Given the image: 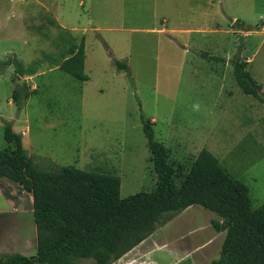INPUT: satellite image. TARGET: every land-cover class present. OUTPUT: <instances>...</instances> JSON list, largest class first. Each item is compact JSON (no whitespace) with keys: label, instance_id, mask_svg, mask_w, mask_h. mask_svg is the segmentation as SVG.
<instances>
[{"label":"rangeland","instance_id":"obj_1","mask_svg":"<svg viewBox=\"0 0 264 264\" xmlns=\"http://www.w3.org/2000/svg\"><path fill=\"white\" fill-rule=\"evenodd\" d=\"M55 1L0 0V59L15 54L30 66L45 56L58 58L71 42L79 43L81 35L64 29L57 20ZM124 1L127 12H133L125 17L126 27H151L150 0ZM79 3L59 0L58 7L75 20L88 13L87 3L83 8ZM207 11L212 13L209 7ZM213 18L219 21H211L210 28L218 35H208L209 46L216 36L220 42L200 51L231 60L240 47L264 94V21L248 19L255 26L246 28L256 30L246 32L228 18L221 21L219 14L209 19ZM260 22L263 25L255 28ZM133 39L129 51L90 43L87 82L54 67L50 60L33 77H19L12 67L0 74V149L12 147L4 139L6 121L23 135L36 163L53 161L116 175L121 179L122 198L152 192L157 176L143 133L144 114L155 124V138L169 150L177 185L200 151L208 149L249 187L253 207H260L264 203V103L241 91L231 64L208 62L196 50L179 48L173 53L168 47L158 48L152 35L133 34ZM191 41L202 47L201 40ZM111 56L127 63L133 83L113 65ZM26 87L33 94L18 108L12 93L15 89L23 93ZM188 210L183 217L186 230L197 232L205 225L214 230L215 213L198 206ZM14 253L36 254L33 199L19 185L0 180V255ZM219 256L220 252L212 259Z\"/></svg>","mask_w":264,"mask_h":264},{"label":"trees","instance_id":"obj_2","mask_svg":"<svg viewBox=\"0 0 264 264\" xmlns=\"http://www.w3.org/2000/svg\"><path fill=\"white\" fill-rule=\"evenodd\" d=\"M262 25L260 22L255 28ZM252 30L256 29L245 31ZM239 49L231 60L207 52L199 56L208 62L230 63L241 91L264 103L262 85ZM111 58L133 83L127 63ZM48 60L78 81L90 80L85 72L84 37L79 43L71 42L58 58L45 56L30 66L10 54L0 59V74L12 67L19 77H33ZM32 94L29 88L23 93L15 89L12 99L21 108ZM141 120L157 176L156 188L127 198L121 197V179L116 175L59 166L53 161L36 163L26 150L23 135L4 121V139L12 147L0 149V180L32 195L36 254H2L0 264H113L158 228L196 206L215 213L212 226L225 233L220 256L211 264H264V203L254 208L249 187L234 178L208 149L200 151L177 185L169 150L155 138L154 122L144 114Z\"/></svg>","mask_w":264,"mask_h":264},{"label":"crops","instance_id":"obj_3","mask_svg":"<svg viewBox=\"0 0 264 264\" xmlns=\"http://www.w3.org/2000/svg\"><path fill=\"white\" fill-rule=\"evenodd\" d=\"M58 3L59 0H56L55 14L61 26L85 38V69L89 60L90 43L96 47L107 45L112 50L121 48L129 51L135 44L133 34H147L154 36L158 48L168 47L173 53H178L180 48L185 50L184 52L191 53L192 50L198 52L207 47L218 46L220 42L218 36L214 38L215 41L212 40L214 43L211 41L213 44L210 46L208 41L209 34L218 35L210 26L211 21L219 20L209 19L216 14L221 16V21L228 18L233 20L231 24L239 22L245 30L250 29L246 27L255 26L247 23L250 18L264 21V0H210L209 6L208 0H150L151 27H135V25L126 27L123 24L125 17L133 12H127L124 0H80L79 7L83 8L87 3L88 13L85 16L79 14L75 20H72L70 15H65L62 8L58 7ZM208 7L212 11L210 15H208ZM138 16L139 14L133 17L137 20ZM193 39L201 40L202 47L198 49L194 43H191ZM201 52L207 51H200L197 54ZM188 211V209L183 211L158 228L152 236L113 264H211L215 260L212 258L218 256L221 250L225 233L216 232L206 225L197 232L186 230L184 227L187 219L183 217ZM203 234L207 236L206 240L197 238ZM89 262L82 261L81 264Z\"/></svg>","mask_w":264,"mask_h":264},{"label":"clouds","instance_id":"obj_4","mask_svg":"<svg viewBox=\"0 0 264 264\" xmlns=\"http://www.w3.org/2000/svg\"><path fill=\"white\" fill-rule=\"evenodd\" d=\"M196 110H199V105L194 106Z\"/></svg>","mask_w":264,"mask_h":264},{"label":"water","instance_id":"obj_5","mask_svg":"<svg viewBox=\"0 0 264 264\" xmlns=\"http://www.w3.org/2000/svg\"><path fill=\"white\" fill-rule=\"evenodd\" d=\"M230 22H231V23H233V20H232V19H230Z\"/></svg>","mask_w":264,"mask_h":264}]
</instances>
